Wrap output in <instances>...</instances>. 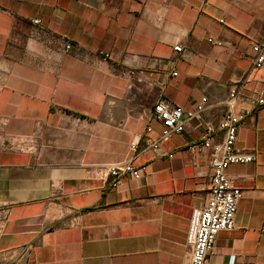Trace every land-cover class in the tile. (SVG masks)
Masks as SVG:
<instances>
[{"label": "crops", "instance_id": "crops-1", "mask_svg": "<svg viewBox=\"0 0 264 264\" xmlns=\"http://www.w3.org/2000/svg\"><path fill=\"white\" fill-rule=\"evenodd\" d=\"M261 38L264 0H0V264H187L210 175L209 151L187 146L207 128L222 141L228 89ZM63 41L74 48L64 53ZM162 98L184 110L207 102L180 135L145 149ZM258 98L264 68L236 113ZM234 149L256 159L226 170L242 195L206 264H264V104ZM130 159L146 167L139 180L113 189L97 171Z\"/></svg>", "mask_w": 264, "mask_h": 264}, {"label": "built area", "instance_id": "built-area-1", "mask_svg": "<svg viewBox=\"0 0 264 264\" xmlns=\"http://www.w3.org/2000/svg\"><path fill=\"white\" fill-rule=\"evenodd\" d=\"M31 22L35 27L40 25L39 19H33ZM208 42L221 46L219 41L208 39ZM73 48L74 45L71 42L63 41L61 49L64 53L70 52ZM173 52L178 57H183L180 45L174 46ZM108 58V54L103 55L104 61ZM263 68L264 38H261L252 44L250 69L240 82L228 89L224 110L216 126V129L223 134L222 141L214 144L213 129L207 128L202 140L187 146L188 151L197 154L208 150L210 157L208 194L203 205L192 210L186 232L187 264H206L214 250L217 235L223 231H230L234 227L236 209L242 191L229 179L226 170L231 165L249 164L255 161L254 155L235 150L234 143L246 117L256 106L263 105L264 100L258 98L250 103L249 109H242L239 113H236V106L246 88L249 76ZM129 74L134 76L132 72ZM171 75L175 76L176 73L173 72ZM206 102L207 100L203 98L192 110H184L166 99H159L152 107L146 132H151V122L157 123L161 131L155 141L145 143V149L158 150L161 143L180 135L187 123L203 112ZM137 147L138 143L132 144L131 152H135ZM97 171L112 179L110 187L114 189L123 177L128 176L133 180H139L146 171V167H136L130 159L125 163L98 167Z\"/></svg>", "mask_w": 264, "mask_h": 264}]
</instances>
